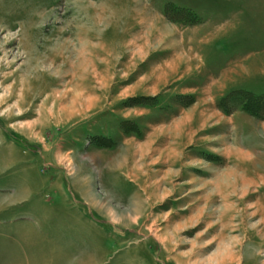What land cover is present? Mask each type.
<instances>
[{
	"label": "rangeland",
	"instance_id": "1",
	"mask_svg": "<svg viewBox=\"0 0 264 264\" xmlns=\"http://www.w3.org/2000/svg\"><path fill=\"white\" fill-rule=\"evenodd\" d=\"M0 22V264H264V0Z\"/></svg>",
	"mask_w": 264,
	"mask_h": 264
},
{
	"label": "bare ground",
	"instance_id": "2",
	"mask_svg": "<svg viewBox=\"0 0 264 264\" xmlns=\"http://www.w3.org/2000/svg\"><path fill=\"white\" fill-rule=\"evenodd\" d=\"M1 22H3V21H1ZM0 22V23H1ZM2 24H5V23H2ZM242 157H243V155H242ZM248 158V157H247ZM243 159H246V157H243ZM259 180V179H258ZM260 182L262 183V185H264V179H260ZM244 183H246V181H244ZM253 183V182H252ZM255 183H257V182H255ZM247 184V183H246ZM263 217H264V215H263ZM262 222H263V224H264V219L262 220Z\"/></svg>",
	"mask_w": 264,
	"mask_h": 264
}]
</instances>
